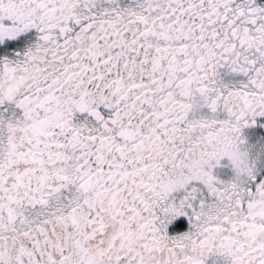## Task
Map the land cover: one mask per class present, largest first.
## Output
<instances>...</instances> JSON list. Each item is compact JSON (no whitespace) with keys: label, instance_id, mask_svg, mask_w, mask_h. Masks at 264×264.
<instances>
[{"label":"snow or ice","instance_id":"obj_1","mask_svg":"<svg viewBox=\"0 0 264 264\" xmlns=\"http://www.w3.org/2000/svg\"><path fill=\"white\" fill-rule=\"evenodd\" d=\"M0 264H264V0H0Z\"/></svg>","mask_w":264,"mask_h":264}]
</instances>
